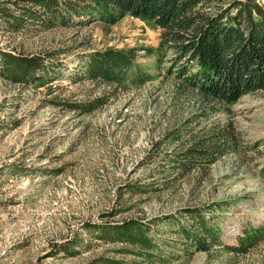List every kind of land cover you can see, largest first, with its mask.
<instances>
[{"label": "rangeland", "instance_id": "374dc122", "mask_svg": "<svg viewBox=\"0 0 264 264\" xmlns=\"http://www.w3.org/2000/svg\"><path fill=\"white\" fill-rule=\"evenodd\" d=\"M159 39V29L130 16L20 35L0 25V51L53 54L61 72L40 88L0 76V264L142 262L132 245L98 239L93 227L131 219L151 224L165 247L156 264H264V239L244 254L185 252L167 218L188 223L199 208L230 244L264 221V91L226 108L202 104L167 75V59L147 51L135 60L150 76L141 84L132 73L124 86L71 80L84 54L155 50ZM97 99L93 111L78 107ZM226 127L234 150L214 163L184 158L185 148Z\"/></svg>", "mask_w": 264, "mask_h": 264}, {"label": "trees", "instance_id": "16d2710c", "mask_svg": "<svg viewBox=\"0 0 264 264\" xmlns=\"http://www.w3.org/2000/svg\"><path fill=\"white\" fill-rule=\"evenodd\" d=\"M128 16L160 30L158 48L110 47L84 54L81 68L71 73V80L124 86L132 73L134 82L141 84L150 76L141 74L135 60L141 51H147L149 55L156 53L160 61L167 59V75L174 77L184 93L196 94L202 104L226 108L246 95L264 91V5L260 0H8L0 4V25L15 35L92 22L115 25ZM52 55L0 51V76L15 84L44 87L61 73L60 65L51 63ZM41 71L42 76H38ZM102 103L97 99L78 107L90 112ZM214 132L185 148L184 158L214 163L236 148L230 127ZM187 215L188 223L176 216L167 217L178 225L185 252L212 253L216 249L244 254L264 239V221L246 228L237 235L236 243L230 244L222 238L219 224L211 222L202 210L191 209ZM93 227L98 239L132 245L131 251L142 258L139 264L165 259V247L151 234L149 223L131 219ZM114 262L131 264L125 259Z\"/></svg>", "mask_w": 264, "mask_h": 264}]
</instances>
